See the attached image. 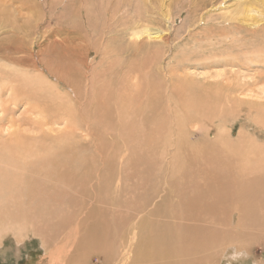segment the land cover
Masks as SVG:
<instances>
[{
  "label": "rangeland",
  "instance_id": "obj_1",
  "mask_svg": "<svg viewBox=\"0 0 264 264\" xmlns=\"http://www.w3.org/2000/svg\"><path fill=\"white\" fill-rule=\"evenodd\" d=\"M114 1L0 0V46L18 49L17 53H9L12 57H33V60L41 62L37 70H34L32 66L11 63L10 59L0 57L3 72L19 69L26 77L39 82L40 87L38 97L32 98L15 92L12 100L9 95L12 93L4 90L10 86L9 83L0 80L1 129L30 136H39L41 132L53 130L56 137L52 139H56L55 142L66 143L69 140L67 144L71 146L66 149L64 156L65 163L69 165L68 177L58 180L61 183H52V188L46 186L51 189L49 194L53 192L50 195L55 199L2 202L5 197H9L8 200L11 196L16 197L21 185H9V181L0 183V264H134L133 256L147 247L146 241L145 244L142 241L140 243V238H137L139 234L136 233L139 231L137 227L141 218L146 216L145 212L151 221L156 217L149 213L166 201L194 202L190 199L194 192L190 188L192 181L196 182L197 189L203 190L200 192L202 194L217 185H213L211 179L213 169L207 171L209 165L206 158L214 155L210 151L212 149L214 152V149L209 147L211 141L221 144L216 142L218 133L222 137L227 133L231 139H236L232 140L235 142V149L239 146L241 149L246 145L249 147L243 152L245 162L241 160L242 169L231 168L225 172L230 174L232 170L237 180L250 187V190L262 186L260 180L264 176V170L252 166L264 163V146L261 147L264 144V60L261 59L264 57V21L261 23L262 28L249 24V20L242 21L249 25L239 27L247 29V32H239L243 35L240 36L242 39L239 34L234 37L227 31L233 40L236 38L235 44L230 37L224 42L221 36L214 37L213 41L208 36L210 31L219 34L215 31L224 27V21L232 23V20L227 19L230 16L226 14H231L235 22L234 15L243 17L238 14L241 9L246 10L248 15L261 18L258 16L264 15V0H212L213 3L210 0H116L119 10L114 6ZM110 8L115 11L120 25L116 22L107 26ZM135 12L145 18L136 20ZM131 15L135 23L129 22ZM128 27L134 33L140 32V36L132 35ZM231 31L233 32V28ZM230 41L232 45L224 47ZM227 49L231 55L226 54L229 53ZM256 54L259 57L261 55V58L256 57ZM32 59L30 60L33 61ZM183 81L185 86L190 84L186 82H191L193 89L197 85L201 87L194 89L195 92L192 88L189 89L190 85L181 90L180 82ZM192 83H195L194 86ZM233 83L237 86L234 90L223 88L227 84L234 85ZM206 87L208 89H204ZM184 88L187 91L192 89L190 94H193V100ZM196 93L200 95L197 97L200 102L196 99ZM194 96L196 102L203 106L192 103ZM231 96L235 98L231 99ZM232 100L236 102L233 105ZM186 101H191L192 107ZM210 101L215 105L210 104ZM246 102H258L257 107L255 105L250 110L248 108L251 106H247ZM231 106L241 110L237 108L235 112ZM228 109L233 113H229ZM257 110L259 115H255V112L258 114ZM56 118H59L58 122L54 121ZM94 118H98L97 121ZM187 118L191 119H188L190 122ZM196 119L200 126L195 123ZM238 134L244 139L245 135L250 139L241 141ZM84 135L82 139L81 136ZM17 137L23 138L22 140L28 138ZM52 139L49 140L53 142ZM203 140L204 143L201 142ZM250 140L253 143L252 149ZM45 141L39 139L30 149L31 156L35 157L27 158L30 159L27 163L35 162V167H39L41 174L45 172L47 161L62 163L58 149H54L51 144L52 148L47 147ZM206 142L207 149H210L205 155ZM257 144L262 151L257 149ZM221 146L224 145L221 144L220 149L216 147L218 154L221 151L225 156L232 155V150ZM64 147L62 150L66 148ZM197 147L202 150H197ZM14 162L16 163H9L14 165ZM0 163L1 171L10 169L11 172L21 173L20 168L24 167L14 165V170L7 162ZM219 166L227 170L225 165ZM33 169L32 166L30 169L25 167L24 174L36 177L37 173ZM40 176L37 179L43 182L44 177ZM0 179L4 180L1 173ZM206 181L211 183L210 186L204 185ZM53 186L61 188L53 189ZM167 189H171L173 194ZM220 189L219 185L218 191ZM168 192L172 195L168 196ZM241 196L232 198L228 195V199L222 202H230L235 198L233 201L243 202L246 198H240ZM258 196L247 199L246 202H261L262 197L258 199L262 195ZM168 197L173 201L167 200ZM257 209L255 214L244 216L245 221L236 211H229L226 219L229 220L230 233L226 236L227 240H219V245L207 253L208 258H211L208 264H226L229 254L237 252L244 253L246 264H264V207ZM177 219L164 221L172 233L175 231V235L188 223ZM175 226L177 229L182 227L176 230ZM15 252H18L17 257ZM109 253L113 255V259L108 263ZM201 255L204 261L205 253ZM157 258H160L157 264H162L165 260L163 264L175 263L173 257ZM189 261L191 260L185 259L181 263L188 264ZM231 262L245 264L240 258Z\"/></svg>",
  "mask_w": 264,
  "mask_h": 264
},
{
  "label": "bare ground",
  "instance_id": "obj_2",
  "mask_svg": "<svg viewBox=\"0 0 264 264\" xmlns=\"http://www.w3.org/2000/svg\"><path fill=\"white\" fill-rule=\"evenodd\" d=\"M116 1V0H115ZM114 1V2H115ZM117 2V1H116ZM114 3V6L119 10V3ZM222 2V1H221ZM220 2V3H221ZM225 2V1H224ZM143 3V2H142ZM141 3V4H142ZM192 3H194V2H192ZM191 3V4H192ZM210 3H213V1L212 0H210ZM60 4V3H59ZM223 4H225V3H223ZM143 5H144V3H143ZM192 6H194V5H192ZM204 6H208V4H204ZM212 6H214V5H211V7ZM115 9V8H114ZM117 9H115L116 11H118ZM143 9V8H142ZM159 9V8H158ZM241 9V8H240ZM256 9V8H255ZM197 10V9H196ZM195 10V11H196ZM146 11V10H145ZM141 12V11H140ZM136 13V15H137V19L136 20H138V19H142V18H145V16H143L142 14H139V12H135ZM192 13V12H191ZM241 14V17H242V15H243V17L242 18H240L238 15L237 16H235L234 15V18H235V20H236V22L235 21H233V19H232V16H231V14H226V15H228V16H230V17H227L226 15V17H227V19H229V21L230 20H232L231 22L232 23H230V22H225L224 21V23H223V26L224 27H222L221 28V30H217V31H215V30H212V31H215V32H218L219 34H216V33H214V32H211L210 31V33L211 34H209V36H208V38L211 36V41H213V39H214V37H216V38H218V37H220L221 36V40L222 41H226L227 40V38H233L232 36H231V34H233L234 35V37H236L235 35H238L239 34V32H241V31H244V32H247V29H244V30H242V29H240L239 27H246V26H249L248 24H243V22L242 21H245V20H249V21H251V23H249V24H253V26H255V27H260V28H262L263 27V25L261 24L263 21H264V15H259L258 17H261V18H257L256 16H252V14L251 15H248V13H247V11L245 10H243L242 11V9H241V11H239L238 12V14ZM257 13V12H256ZM147 14V13H146ZM170 14V13H169ZM134 15V14H133ZM255 15V14H254ZM155 16V15H154ZM161 16V15H160ZM245 16V17H244ZM106 17V16H105ZM171 17V16H170ZM108 18H109V20L107 21L108 22V25L107 26H111V24L112 23H118L119 22V20H118V17H116V14H115V11H113V8H110L109 9V12H108ZM151 18V17H150ZM157 18V17H156ZM159 18V17H158ZM157 18V19H158ZM165 18H167V14L165 13ZM120 19V18H119ZM148 20V19H147ZM129 22H133V23H135V21H134V19H133V16L131 15V17H129ZM253 22V23H252ZM260 22V23H259ZM121 23H123V22H121ZM133 23H132V25H133ZM146 23V22H145ZM15 25H16V23H15ZM119 25H120V22H119ZM136 25V24H135ZM139 25V24H138ZM148 25V24H147ZM213 25H211L210 27H212ZM135 27V26H134ZM129 29H130V27H128ZM133 28V27H132ZM190 28V27H189ZM213 28V27H212ZM231 28V30H232V28H233V32L231 31V30H229V29ZM2 29V28H1ZM207 29V28H206ZM205 29V30H206ZM131 30V29H130ZM203 30V29H202ZM205 30H203V31H205ZM207 30H209V29H207ZM236 30H237V32H236ZM132 31V35L133 34H135L137 37H139L140 36V32H135L134 33V30H131ZM227 31H230L231 32V34L230 33H226ZM127 32V31H126ZM125 33V32H124ZM155 33V32H154ZM205 33V32H204ZM129 34H130V31H129ZM152 34H153V32H152ZM156 34V33H155ZM4 35V34H3ZM230 35V36H229ZM149 36H150V34H149ZM159 37V35H156V37ZM241 35L239 34V37H240ZM243 36V35H242ZM241 36V37H242ZM129 37V36H128ZM155 37V38H156ZM191 37V36H190ZM203 37V36H202ZM205 37V36H204ZM240 37V38H241ZM206 38H207V35H206ZM244 38V37H243ZM242 39V38H241ZM129 40H130V38H129ZM151 40V39H150ZM150 40H149V42H150ZM233 40V39H232ZM231 40V41H232ZM136 41V40H135ZM218 41H220V39L218 40ZM224 41V42H225ZM231 41H230V43H228L227 44V46H224V47H228L229 46V44L230 45H232L231 44ZM236 38H234V40H233V44H235L236 42ZM134 42V41H133ZM148 42V43H149ZM228 42V41H227ZM226 42V43H227ZM10 43V42H9ZM108 43V42H107ZM111 43V42H110ZM207 43V42H206ZM211 43H213V42H211ZM220 43H222V42H220ZM134 44H136V43H134ZM138 44V43H137ZM140 44V43H139ZM224 44V43H223ZM110 45V44H109ZM150 45V44H149ZM235 46V45H234ZM206 47V46H205ZM208 48V47H207ZM221 49V48H220ZM233 50V49H232ZM256 50H260V49H256ZM16 51H18V49H16V48H10V47H3V46H0V57L1 58H7V59H10V61H11V63H15V64H23V65H26V66H32V67H34V70H37V68H38V64H41V62L40 61H35V60H33L32 58H30V59H32L33 61H31L28 57H25V58H20V57H18V58H16V57H12V56H10L9 55V53L10 52H16ZM227 51L229 52V50L227 49ZM226 51V52H227ZM223 52V51H222ZM221 52V53H222ZM17 53V52H16ZM221 53H219V54H221ZM224 53V52H223ZM232 53V52H231ZM237 53V52H236ZM249 53V52H248ZM255 53V52H254ZM256 53H258V54H260L259 52H256ZM264 53V52H263ZM227 55L228 54H230V52L229 53H226ZM231 55V54H230ZM219 56V55H218ZM216 57V56H215ZM220 57V56H219ZM256 57H258V58H261V55H260V57H259V55H257L256 54ZM27 58V59H26ZM236 59H237V57H236ZM261 59H263L264 60V57L263 58H261ZM223 60H221V62H222ZM234 61V59H232L231 60V62H233ZM9 62V61H8ZM216 62H218V61H216ZM215 62V63H216ZM236 63H237V61H236ZM235 63V64H236ZM39 66H42V65H39ZM182 68H184V67H182ZM4 69V68H3ZM229 74V73H228ZM230 77H232V76H230ZM243 77V76H242ZM186 78V77H185ZM192 78V77H191ZM1 79H3L4 80V82H8L9 83V85L10 86H8L7 87V89H4L5 91L6 90H8L9 92H11L12 94H9L11 97H10V99H12V100H14V97H15V92H19V93H24V94H27V95H29L30 97H32V98H35V97H38L39 96V94H38V92H39V89H40V87L38 86L39 85V82H35V81H33L32 79H30V78H28V77H26V75H25V73L24 72H22V71H19V69L18 70H14L13 69V72H11V70H9L8 72H6V71H4L3 72V70H2V68H0V80ZM189 80V79H188ZM195 80V79H194ZM229 80L230 79H228V82H229ZM185 81H187V80H185ZM185 81H183L182 83L180 82V86L181 87H179L180 89L182 88V87H186L187 85H190V86H188L189 87V89L190 88H192V85H191V82H186V83H190V84H187L186 86H185ZM192 81V80H191ZM233 81V80H232ZM232 81H230V82H232ZM196 83V82H195ZM194 83V84H195ZM4 84V83H3ZM3 84H2V88H4L3 87ZM182 84H183V86H182ZM193 84V83H192ZM194 84H193V86H194ZM208 84V83H207ZM207 84H205L206 86H207ZM234 84V83H233ZM205 85L203 86V87H205ZM216 85H217V83H216ZM0 86H1V83H0ZM199 85H197V87H198ZM196 86H195V88L194 89H196L197 88ZM201 87V85L198 87V89ZM203 87H202V89H203ZM6 88V87H5ZM216 88V87H215ZM224 89H227V90H234V88H237V86L234 84V85H232V84H227V85H225L224 87H223ZM185 89V91H186V94H187V92H189L188 94H190V91L193 89H191V90H189V91H187L186 90V88H184ZM188 89V88H187ZM194 89H193V92H195L194 91ZM204 89H208L207 87L206 88H204ZM221 89V88H220ZM182 90V89H181ZM197 90V89H196ZM213 90V89H212ZM211 90V91H212ZM184 91V90H183ZM199 91V90H198ZM203 91V90H202ZM205 92H208V91H206V90H204ZM203 91V92H204ZM217 91V90H216ZM215 91V92H216ZM237 91V90H236ZM235 91V92H236ZM201 92V91H200ZM215 92H213V93H215ZM232 91H230V94H233V93H231ZM192 93V92H191ZM212 93V94H213ZM225 93H227V92H225ZM237 93V92H236ZM205 95H208V94H206V93H204ZM204 94H203V97H204ZM238 94V93H237ZM211 95V94H210ZM188 96V95H187ZM186 96V97H187ZM193 96V94H190V99H192L193 100V98H191ZM198 96H200L199 95V93H198V95H197V93H196V99H197V97ZM185 97V98H186ZM202 97V96H201ZM207 98H211V97H208V96H206ZM205 97V98H206ZM231 97H233V98H231V99H234L235 97L234 96H231ZM206 98V99H207ZM219 98V97H218ZM190 99H188V100H190ZM194 99H195V96H194ZM196 99L194 100V101H192V103L194 102L195 103V105H196ZM201 99V98H200ZM215 99V98H214ZM202 100V99H201ZM211 100V99H210ZM215 100H217V99H215ZM221 100V99H220ZM197 101L198 102H200V100H198L197 99ZM208 101V100H207ZM206 101V102H207ZM212 101L214 102V100L212 99ZM154 102V101H153ZM186 102H188V101H186ZM191 101H189L188 103L191 105V107H192V104L190 103ZM209 102V101H208ZM211 102V101H210ZM213 102H211L210 104H212V105H215V104H213ZM216 102V101H215ZM220 102H222V101H220ZM238 102V101H237ZM187 103V104H188ZM193 103V104H194ZM217 104H218V101L216 102ZM224 103H225V101H224ZM234 103H236L234 100H232V105L234 104ZM248 105L247 106H251V107H249L248 109H250L251 110V108H253L255 105V107H257V103L258 102H246ZM264 103V102H263ZM186 104V103H185ZM188 104V105H189ZM197 104H199V103H197ZM188 105H186V107L188 106ZM190 105L188 106L189 108H190ZM202 104L200 103L199 104V106H201ZM208 105H209V103H208ZM219 105V104H218ZM221 105H223V104H221ZM203 106V105H202ZM211 106V105H210ZM209 106V107H210ZM228 106H229V104H228ZM259 106H261V105H259ZM258 106V108H260ZM195 107V106H194ZM230 107V106H229ZM229 107H227V108H229ZM232 108H234L233 106H231ZM196 108H198L197 106H196ZM202 108V107H201ZM237 108H239V107H236V108H234V110L233 111H235L236 112V110L235 109H237ZM257 108V109H258ZM205 109V108H204ZM231 109V108H230ZM240 109V108H239ZM229 110V109H228ZM241 110V109H240ZM259 111H262V110H260V109H258ZM257 110V111H258ZM263 110H264V108H263ZM230 111L231 110H229V113H230ZM259 111H258V114H256L257 112H255V111H253V112H255V115H259ZM232 112V111H231ZM247 112H250V111H247ZM88 113V112H87ZM233 113V112H232ZM240 113V112H239ZM262 113V112H261ZM248 114V113H247ZM247 114H246V117H247ZM230 115V114H229ZM240 115V114H239ZM239 115H238V117H239ZM243 115H245V114H243ZM251 115V114H250ZM59 116V115H58ZM264 116V115H263ZM103 117V116H102ZM186 117H188V116H186ZM196 117V116H195ZM241 117V116H240ZM250 117V116H249ZM251 117H252V115H251ZM250 117V118H251ZM255 117V116H254ZM256 117H258V116H256ZM255 117V118H256ZM81 118V117H80ZM190 118V117H189ZM189 118H187V120L189 119ZM230 118V117H229ZM245 118V117H244ZM262 118V117H261ZM264 118V117H263ZM95 119V118H94ZM98 119V118H97ZM97 119H95L96 121H97ZM191 119H192V117H191ZM191 119H189V120H191ZM193 119H194V117H193ZM206 119V118H205ZM243 119V118H242ZM58 120H59V118H56V119H54V121L55 122H58ZM79 120V119H78ZM186 120V119H185ZM186 120V121H187ZM188 120V121H189ZM263 120V119H262ZM99 121V120H98ZM186 121H185V124L184 125H186L187 123H186ZM200 121H202V120H200ZM199 120H198V122H200ZM203 121H204V119H203ZM239 121V120H238ZM190 122V121H189ZM192 122V121H191ZM258 122V121H257ZM256 122V123H257ZM43 123V122H42ZM100 123V122H99ZM195 123H197V119H196V122ZM201 123H203V122H201ZM200 123V124H201ZM210 123V122H209ZM241 123V122H240ZM45 124V123H44ZM97 124V123H96ZM198 124V126H200L199 125V123H197ZM206 124V123H205ZM204 124V125H205ZM262 124H264V123H262ZM261 124V125H262ZM0 125H2V124H0ZM42 125V124H41ZM88 125V124H87ZM86 125V126H87ZM11 127V126H10ZM182 127V126H181ZM185 127V126H184ZM88 128V127H87ZM87 128H85V129H87ZM264 128V127H263ZM13 129V128H12ZM77 129V128H76ZM213 129V128H212ZM243 129V128H242ZM6 130V129H5ZM3 128L1 129V126H0V162H7V165L9 164L10 166H11V168L15 165V166H17V167H19V164H20V166L22 167V165L24 166V167H22V168H20L21 169V173H18V172H16V173H14V172H11L10 171V169L9 170H6V171H1L0 170V173L2 174V176H3V179L4 180H2V179H0V183H5L4 181H9V185H13L14 184V186H17V185H21V188L19 189V190H17V192L19 191V194L16 196V197H14V196H11V198H10V200H8V198L9 197H5V199L4 200H2V202H15V201H17V202H24V201H26V202H36V201H41V200H52V199H55L54 198V196H51L52 195V193H50L49 194V191L51 190V189H49V188H47L46 186L48 185L50 188H52V183H54V184H56L57 182H58V180H61V179H66L67 177H68V175H67V173L69 172V169H68V167H69V165H67L66 163H65V161H64V156H65V153H66V149H68V148H70L71 146H70V144H67V143H69V140H67V142L66 143H59V142H55L56 141V139H52V138H55L56 137V135L55 134H53L52 132H53V130L52 131H48V132H41V135H39V136H30V135H26V134H23L22 132H19V134H17V133H15L14 131L12 132H6ZM199 130H201V129H199ZM242 131H244L245 132V130H242ZM25 132V131H24ZM72 132H73V129H72ZM71 132V133H72ZM88 132V131H87ZM87 132L85 133V135L87 136ZM76 133V132H75ZM81 133V132H80ZM89 133V132H88ZM156 133V132H155ZM221 133H224V132H221ZM240 133H241V131H240ZM84 134V133H83ZM204 134V133H203ZM225 135H223V137H222V135H220L219 133H218V139H219V141H217V138H216V142H220L222 145H224L225 146V148H228L229 150H232V152L230 153V154H232L231 156H225L224 154H223V152H219V153H221V154H218L217 152V148H219L220 149V145L221 144H219V143H214V140H213V143H212V141H211V146L209 145V147L210 148H213L214 149V152H213V150L211 149L210 151H212V153H214V155H210L209 157H207L206 158V160H207V163H208V165H209V168H207V171H209V170H211V169H213L211 172V179L213 180V185H215L214 183H217V185L214 187V188H211L210 190H208V191H206V192H204L203 194L202 193H200V192H203V190H200V189H197L196 187V182L195 181H192V185L190 186V188H191V190L192 191H194L191 195H190V199L192 200V201H194V202H175L174 201V203H169V201H166V202H161V203H163V204H159L160 206L158 207V208H156V210L154 209V210H152L150 213H149V215L150 214H152L154 217H156L157 218V216H158V218H159V220H156V218H155V220L154 219H152V220H154V221H150V220H148V215H147V212H145L146 213V216H143L142 218H141V220H140V222H139V224H138V227H137V229H139V231L137 230V232L136 233H138L139 234V237L137 236V238H140V243H141V241L143 242V244H145V241H146V243H147V247L146 248H142V249H140V251H138L137 252V254H135L133 257V262H134V264H157L156 262L158 261V260H160V258H157V257H162V256H164V257H166L167 259H169L170 257H173V259L175 258V263L174 264H180L181 262H183L185 259H189V260H191V261H189V262H187L188 264H208L211 260V258L209 259L208 258V255L209 254H207V253H210L211 251H213L218 245H219V243H220V241L219 240H227V238H226V236H227V234H229L230 232H229V228H228V226L230 225L229 224V220L228 219H226L227 217H229V215H227V214H230V210H233V212L234 211H236L237 213H238V215L240 214L241 216H242V220H243V217L244 216H250V215H252V214H255V211H256V209L258 208L259 209V207H264V180H262L263 179V177L264 176H262V178H261V180H260V182L262 183V184H260V185H262L261 187L259 186V184H258V187H260V188H257V189H255V190H258V192L260 191V193H256V191L255 190H253L252 189V186H251V189L252 190H250L249 188L250 187H246V185L244 184V183H242V182H240L239 181V179L237 180V177H235L234 176V174H232L233 173V171L231 170V172L232 173H230V174H228V173H226V172H228V169H236V168H239V169H242V165H241V160H243V152H244V150L246 151V149L248 148L249 149V147H247L248 145H246L245 147L243 146H241L243 149H241L240 148V146H239V148L238 149H235L234 148V144H235V142H233L234 140L236 141V139H231L232 137H230V134H227V133H224ZM241 134H243V133H241ZM248 134V133H247ZM253 134V133H252ZM43 135V136H42ZM46 135V136H45ZM79 135V134H78ZM85 135L84 136H81V138L83 139V137H85ZM239 135V134H238ZM245 135V134H244ZM17 136H20V137H28V138H24V140H22L23 138H18ZM42 136V137H41ZM205 136H206V133H205ZM205 136H203V139H204V137ZM221 136V137H220ZM240 136V135H239ZM239 136L237 137V138H239ZM39 137H41V138H39ZM215 137V136H214ZM245 137V139H248L249 137H247L246 138V135L244 136ZM252 137V136H251ZM52 139L53 140V142L52 141H50L49 139ZM207 138V137H206ZM39 139H45L46 141H45V145H47V147H50V148H52V146L51 145H54V149H58V155H59V160L62 162V163H55V162H50V161H47L48 163L46 164V166H45V172H43L42 174L40 173V171H39V167H35V162H32L31 164H30V162L29 163H27V161L28 160H30V159H27L28 157H30V158H34L33 156H31V154H32V152H30V149L33 147V146H35V143L39 140ZM221 139V140H220ZM241 139H244L243 137H241L240 136V140ZM244 139V140H245ZM250 139V138H249ZM256 139V138H255ZM202 140V139H201ZM233 140V141H232ZM239 140V139H238ZM243 140V142H245ZM191 141V140H190ZM206 141H207V139H206ZM208 141H209V139H208ZM242 141V140H241ZM202 143H204L205 142V140H203V141H201ZM210 142V141H209ZM249 142H251V140L249 141ZM197 143H199V142H197ZM201 143V144H202ZM207 143V142H206ZM51 144V145H50ZM190 144H191V142H190ZM218 144H219V147H218ZM239 144L240 145H242L240 142H239ZM246 144H248V142L246 143ZM256 144V143H255ZM64 145H65V147H64ZM193 145H194V143H193ZM202 145H204V147H205V144H202ZM207 145H208V143L206 144V150H205V155H206V152H208V150L210 149L209 147V149H207ZM251 145L252 146H250L251 148L250 149H252L253 148V143L251 142ZM258 145V144H257ZM188 147L190 146L189 144L187 145ZM195 146V145H194ZM194 146H193V148H194ZM224 146H221V148L222 147H224ZM264 146V144L263 145H261V147H263ZM56 147V148H55ZM63 147L65 148L64 150H62L63 149ZM203 147V146H202ZM217 147V148H216ZM261 147H259V145L257 146V149L258 148H260L261 149ZM42 148V147H41ZM191 148H192V146H191ZM198 148V147H197ZM196 148V149H197ZM200 148V150H202L201 149V147H199ZM199 148L197 149V150H199ZM204 148V149H205ZM245 148V149H244ZM264 148V147H263ZM38 149V148H37ZM227 149V150H228ZM260 149H258V150H260ZM193 150V149H192ZM222 150V149H221ZM223 150L225 151V152H227L224 148H223ZM257 150V151H258ZM194 151V150H193ZM204 151V150H203ZM260 151H262V150H260ZM264 151V150H263ZM28 152H29V154H28ZM215 152L217 153V154H215ZM259 152V151H258ZM26 153V154H25ZM209 153V152H208ZM211 153V152H210ZM246 153V152H245ZM19 154H24V155H20L19 156ZM191 154V153H190ZM229 154V155H230ZM251 154V153H250ZM260 154H262V153H260ZM14 155V157L12 158V156ZM217 155V156H216ZM226 155H227V153H226ZM251 155H253V152H252V154ZM11 157V158H10ZM199 157V156H198ZM213 157V158H212ZM6 158H9V159H6ZM11 161H16V163L13 165V164H11V163H9V162H11ZM39 161V160H38ZM46 161V160H45ZM244 162H245V160H243ZM243 161H242V163H243ZM17 162H19V163H17ZM27 164H26V163ZM202 162V161H201ZM2 163H0V165H1ZM6 164V163H5ZM5 164H3L4 166H6ZM31 165L34 169H35V171H36V173H37V176L36 177H34L35 175H25L24 174V172H25V167H27V169H30L31 168V166H27V165ZM204 165H205V162L203 163ZM202 164V165H203ZM245 164V163H244ZM2 165V166H3ZM39 165V164H38ZM198 165V164H197ZM219 165H225L224 167L225 168H227V170H223L224 168H223V166H222V168L219 166ZM234 165V166H233ZM10 166H9V168H10ZM40 166V165H39ZM206 166V165H205ZM205 166H203V168L205 169ZM218 166V167H217ZM246 166V165H245ZM41 167V166H40ZM217 167V168H216ZM253 168H256V169H258V170H260V169H263L264 170V163H263V165H259V166H252ZM2 168V167H1ZM14 168V167H13ZM216 168V169H215ZM244 168V167H243ZM246 168V167H245ZM5 169V168H4ZM3 169V170H4ZM33 169V170H34ZM14 170H15V168H14ZM18 171H20L19 169H17ZM216 170V172H214ZM221 170V171H220ZM237 170V169H236ZM249 170V169H248ZM262 170V171H263ZM206 171V172H207ZM226 171V172H225ZM202 172H204V170L202 171ZM214 172V173H213ZM245 172V171H244ZM28 173V172H27ZM195 173V172H194ZM187 174H189V172H187ZM207 174H209V173H207ZM240 174V173H239ZM38 175H39V177H41L40 175H42L44 178H42V179H44V181L43 182H39V179H37V177H38ZM204 176H205V174H204ZM207 176H209V175H207ZM34 177V178H33ZM38 177V178H39ZM179 177H181V175L179 176ZM206 177V176H205ZM197 178V177H196ZM8 179V180H7ZM182 179V178H181ZM197 180H199V178L197 179ZM241 181H242V179H240ZM183 181V180H182ZM60 182V181H59ZM58 182V183H59ZM68 182V180H66V183ZM71 182H73V181H71ZM202 182H204V181H202ZM43 183H46V184H43ZM49 183V184H48ZM61 183V182H60ZM69 183V182H68ZM67 183V184H68ZM41 184H43L42 186H41ZM83 184V183H82ZM210 182H208V181H206V183L204 184V185H207V186H210ZM51 185V186H50ZM59 185V184H58ZM70 185V184H69ZM178 185V184H177ZM180 185V184H179ZM219 185H220V187L222 188V189H220L219 191H218V187H219ZM255 185V184H254ZM41 186V187H40ZM60 186V185H59ZM11 187V186H10ZM54 187H56V186H53V189H54ZM172 187V186H171ZM176 187V186H175ZM14 188V187H13ZM38 188H40L39 190H38ZM56 188H61V187H56ZM170 188V187H169ZM174 188V187H173ZM207 188H209V187H207ZM12 189V188H11ZM52 189V190H53ZM187 189H189L188 187H187ZM57 190H59V189H57ZM61 190V189H60ZM144 190V189H143ZM146 191H147V189H145ZM167 190H169V189H167ZM171 190V189H170ZM170 190H169V192H170ZM180 190V189H179ZM56 191V190H55ZM182 191V190H181ZM198 191V192H197ZM51 192V191H50ZM168 192V193H169ZM173 191L171 190V193H172ZM179 192V191H178ZM190 192V191H189ZM231 193V194H228V193ZM55 193V192H54ZM57 193H59V191H57ZM175 193H176V191H175ZM186 193V192H185ZM184 193V194H185ZM194 193H196V194H194ZM14 194V193H13ZM60 194V193H59ZM167 194V193H166ZM173 194V193H172ZM172 194H167L168 196L169 195H172ZM262 195V196H260V195ZM134 195V194H133ZM166 195V196H167ZM182 195V194H181ZM186 195V194H185ZM224 195H226V196H224ZM228 195L229 196H231L232 198L233 197H238V196H241V195H244L243 197L241 196L240 198H246V199H241L243 202H235V201H233V200H235V199H231L230 200V202H228V201H226V202H222L224 199H228ZM260 197H259V196ZM61 196V195H60ZM151 196V195H150ZM177 196V195H176ZM245 196H247V197H245ZM259 197V199L258 200H260V198H261V202H246V200L247 199H252V198H254V197ZM62 197V196H61ZM141 197V196H140ZM230 197V198H231ZM57 198H58V196H57ZM56 198V199H57ZM139 198V197H138ZM147 198V197H146ZM229 198V199H230ZM60 199V198H59ZM61 199H63V198H61ZM140 199V198H139ZM167 199V198H166ZM169 199H171V197L169 198L168 197V199L167 200H169ZM175 199H176V197H175ZM180 199V198H179ZM186 199V198H185ZM256 199V198H255ZM255 199H253V200H255ZM148 200V199H147ZM152 200V199H151ZM164 200V199H163ZM172 200V199H171ZM173 201V200H172ZM171 201V202H172ZM150 202V201H149ZM130 204V203H129ZM144 204V203H143ZM22 205V204H21ZM146 205V204H145ZM169 205V206H168ZM147 206V205H146ZM166 207H169V209L167 210L166 209ZM100 208H101V206H100ZM102 208H104V206L102 207ZM257 209V210H258ZM261 209V208H260ZM260 211V210H259ZM229 212V213H228ZM232 212V211H231ZM13 213V212H12ZM104 213V212H103ZM133 213V212H132ZM157 216H156V215ZM239 215V216H240ZM14 216V215H13ZM151 216V215H150ZM178 218L179 220H186L188 223H187V226L184 228V229H182L181 231H178V233L175 235L174 233H175V231H174V233H172L171 231L172 230H170V228H168L166 225H168V224H165L164 223V221H166V220H174L175 218ZM231 217H232V215H231ZM157 218V219H158ZM25 219V218H24ZM177 219V220H178ZM226 219V220H225ZM241 219V218H240ZM240 219L238 220V222L240 221ZM249 219V218H248ZM245 220H246V218H245ZM245 220H243V221H245ZM250 220V219H249ZM138 221V220H137ZM175 221V220H174ZM242 221V222H243ZM17 222V221H16ZM178 222V221H177ZM182 222H184V221H182ZM241 222V223H242ZM248 222V221H247ZM57 223V222H56ZM60 223V222H59ZM78 223V222H77ZM111 223V222H110ZM179 223V222H178ZM58 224V223H57ZM79 224V223H78ZM77 224V225H78ZM94 224V223H93ZM115 224V223H114ZM113 224V225H114ZM176 225V224H175ZM244 225V224H243ZM63 226V225H62ZM79 226V225H78ZM110 226V225H109ZM112 226V225H111ZM136 226V225H135ZM179 226V225H178ZM184 226V225H183ZM264 226V225H263ZM65 227V226H64ZM63 227V228H64ZM182 227V226H181ZM181 227H178V229L180 230L181 229ZM79 228V227H78ZM96 228V227H95ZM111 228V227H110ZM113 228V227H112ZM175 228H176V230H178L177 229V226H175ZM108 229V228H107ZM130 229V228H129ZM233 229V228H232ZM235 229V228H234ZM79 230V229H78ZM81 230V229H80ZM113 230V229H112ZM231 230V229H230ZM242 230V229H241ZM107 231H110L109 229L107 230ZM60 232V231H59ZM128 232H129V230H128ZM177 232V231H176ZM69 233V232H68ZM76 234V233H75ZM123 234V233H122ZM238 235V234H237ZM69 236V235H68ZM84 236V235H83ZM115 236V235H114ZM113 236V237H114ZM58 237V236H57ZM76 237V236H75ZM111 237V236H110ZM130 237V236H129ZM98 239H100L99 237H98ZM115 239V238H114ZM123 240V239H122ZM113 241V240H112ZM115 241V240H114ZM124 241V240H123ZM138 241V240H137ZM137 241H136V238H135V243H137ZM219 241V242H218ZM108 243L109 242H107V245H108ZM123 243V242H122ZM124 244V243H123ZM234 245V244H233ZM141 246H143L144 247V245H141ZM121 247V246H120ZM123 247V246H122ZM127 247V246H126ZM222 247V246H221ZM82 248V247H81ZM118 248V247H117ZM116 248V249H117ZM220 248V247H219ZM229 249H230V247H228ZM231 250V249H230ZM81 251V250H80ZM84 251V250H83ZM114 251V250H113ZM119 251V250H118ZM124 251V250H123ZM17 253L18 252H15V257H17ZM89 253V252H88ZM112 253H114V252H112ZM123 253V252H122ZM187 253H190V255H188ZM201 253H205V259H204V261H203V259H202V255H201ZM230 253H232L231 251H230ZM21 254V253H20ZM244 253H241V252H237V253H232V254H229V257L227 258V262H226V264H232V262H231V260H233V259H236V258H240L241 260H242V262L243 263H245L246 264V260H245V255H243ZM128 255V254H127ZM182 255H186V256H188V257H184V258H182L183 256ZM78 256V255H77ZM82 256V255H81ZM126 256V255H125ZM124 256V257H125ZM189 256H194V257H189ZM204 256V255H203ZM83 257V256H82ZM77 258V257H76ZM248 258V257H247ZM74 259V258H73ZM109 259V261H107L108 263L111 261V259H113V255L112 254H108V257H107V260ZM172 258H171V261L173 260ZM69 260V259H68ZM78 260V259H77ZM207 260H209L208 262H206ZM105 261H106V259H105ZM166 261V260H165ZM164 261V262H165ZM215 261V260H214ZM106 262V263H107ZM161 262V261H160ZM163 262V263H164ZM168 262H170V261H168ZM79 263V262H78ZM162 263V264H163ZM64 264H65V262H64ZM77 264V263H76ZM165 264H167V263H165ZM182 264V263H181ZM212 264V263H211ZM249 264H256L255 262H252V263H249Z\"/></svg>",
  "mask_w": 264,
  "mask_h": 264
}]
</instances>
